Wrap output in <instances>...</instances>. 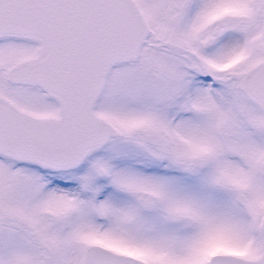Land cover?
<instances>
[{"label": "snow or ice", "instance_id": "1", "mask_svg": "<svg viewBox=\"0 0 264 264\" xmlns=\"http://www.w3.org/2000/svg\"><path fill=\"white\" fill-rule=\"evenodd\" d=\"M0 264H264V0H0Z\"/></svg>", "mask_w": 264, "mask_h": 264}]
</instances>
